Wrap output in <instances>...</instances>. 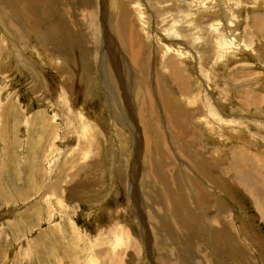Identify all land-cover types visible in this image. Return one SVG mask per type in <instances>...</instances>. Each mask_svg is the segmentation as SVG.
<instances>
[{
	"label": "rangeland",
	"instance_id": "1",
	"mask_svg": "<svg viewBox=\"0 0 264 264\" xmlns=\"http://www.w3.org/2000/svg\"><path fill=\"white\" fill-rule=\"evenodd\" d=\"M20 1L0 0V264H264V0H52V45L10 30Z\"/></svg>",
	"mask_w": 264,
	"mask_h": 264
},
{
	"label": "bare ground",
	"instance_id": "2",
	"mask_svg": "<svg viewBox=\"0 0 264 264\" xmlns=\"http://www.w3.org/2000/svg\"><path fill=\"white\" fill-rule=\"evenodd\" d=\"M25 1H27V0H21L20 1V3H19V5H18V7H16L15 5H13V7H14V9L16 10V12H18L19 14H21V15H23L24 16V19H23V21H25V24H23V23H21V24H18L17 22H16V20L14 21L12 18H9L8 19V24H9V28H10V30H12L13 32H16L17 34H19V36L21 37V39L23 40V37H25V35H24V32H23V30L21 29L22 27H23V25H24V27L28 30V31H32V29L36 32V35L37 36H41L42 37V39L46 42V41H52V42H50V45H52L53 44V42H55V41H58V40H61V33L62 32H59V29H58V27H57V25L56 24H53L52 22L50 23V24H48L47 23V25L50 27V30L52 31H50V35L53 33V36H51V38L50 39H47L48 37L45 35V34H43L38 28H37V26H38V24L39 23H41L42 24V22L43 21H54L53 20V18H52V14H51V10L49 9L50 8V6L51 7H53V8H55V10H57V9H59L58 7H56V5L54 4V2H52V0H47V1H45V2H42V3H40V1H42V0H31L32 1V3L35 5V6H38L39 8V12L40 13H42V11H43V14L42 15H40V13H38V11H37V14H35V12H31V11H29V9H28V6H26V3H25ZM52 2V3H51ZM112 2H115V1H112ZM1 4V3H0ZM2 5V4H1ZM124 6V5H123ZM2 7V6H1ZM3 8H5V6L3 7ZM69 8V7H68ZM50 10V11H49ZM130 10V9H129ZM215 11V10H214ZM58 12V11H57ZM62 12V11H61ZM65 12V11H64ZM64 12H63V15H59V19H61L60 20V22H57L58 24H62V22L61 21H63V23L65 22V21H68L67 20V18L69 17H65V14H64ZM68 12V11H67ZM70 12V11H69ZM18 14V15H19ZM121 14V13H120ZM216 14V13H215ZM237 14V13H236ZM12 15V14H11ZM37 15V16H36ZM42 16V18L40 17V16ZM124 16V24H125V26H127L126 25V21H128L129 20V18L126 20V18L125 17H127L126 15H123ZM132 17V16H131ZM258 21V20H257ZM69 22V21H68ZM121 23V22H120ZM119 23V24H120ZM63 25V24H62ZM89 25V24H88ZM258 25V24H257ZM29 26H30V28H32V29H30L29 28ZM41 26V25H40ZM47 26V27H48ZM117 26H118V24H117ZM120 27H122L121 25H119ZM20 28V30H19V28ZM76 27V26H75ZM119 27V28H120ZM234 27V26H233ZM42 29V28H41ZM65 29V28H64ZM121 29V28H120ZM119 29V30H120ZM43 30H45V29H43ZM42 30V31H43ZM123 30H125L124 28H123ZM127 30V29H126ZM261 30H262V28H261ZM45 31H47V29L45 30ZM48 31H49V28H48ZM66 31V30H65ZM263 32H264V30H262ZM121 32H123V31H121ZM49 33V32H48ZM232 34V33H231ZM47 35H49V34H47ZM64 35V34H63ZM32 36V35H31ZM69 36V35H68ZM238 37V36H237ZM76 38V37H75ZM220 37H218V40H221V42H222V39H219ZM221 38H223V37H221ZM122 39V42L121 43H126L127 45V48L126 49H128V54H129V52H130V56H131V59H132V62H133V64L134 63H136V62H138L139 61V52H140V48H141V42H140V38L138 37V35H137V33H136V30H134V29H131V32H127V31H125V37H122L121 38ZM36 40V39H35ZM41 41V40H40ZM59 42V41H58ZM65 42V41H64ZM219 42V41H218ZM52 43V44H51ZM224 43L226 44V47H227V45H228V43H227V41H225V39H224ZM223 43V44H224ZM36 45V44H35ZM222 45V44H221ZM225 46V45H224ZM39 47V46H38ZM227 51V50H226ZM231 51V50H230ZM38 55V54H37ZM51 56V55H50ZM226 57V56H225ZM51 59V58H50ZM144 60V59H143ZM169 61H172V60H170L169 59ZM49 62V61H48ZM144 62V61H143ZM46 63V62H45ZM174 63V62H173ZM48 64V63H47ZM173 65V64H172ZM175 66H176V64H174ZM135 66V65H134ZM169 66L172 68V72L170 73V75H169V80L170 81H173V83L174 82H180V74H179V70H178V65H177V67H174V66H171V64L169 63ZM151 71V70H150ZM61 74V73H60ZM66 77L67 76H65L64 77V74H63V76H61V81H62V83H64V84H66ZM138 83V82H137ZM180 85V84H179ZM140 87H141V85L140 86H138L137 87V85H136V89L139 91L140 90ZM180 88L181 89H183L184 88V86H182V85H180ZM57 90V89H56ZM136 90V91H137ZM136 93V92H135ZM140 93V92H139ZM137 97H138V92H137V95H136ZM256 96V95H255ZM178 99V98H177ZM257 99H258V97H254V99H251L252 101H254V102H256L257 101ZM259 100V99H258ZM121 102V101H120ZM152 111V110H151ZM124 114V113H123ZM140 118L141 119H143L144 121H146V115H147V113L144 111V109L141 107V109H140ZM185 117H183L182 115H180L179 116V122L181 123V124H184L185 126H188V124L186 123V116L187 115H184ZM124 117H127V115L125 114V116ZM122 118V117H121ZM210 118H212V115H211V117ZM216 118H217V116H216ZM119 119V121H118V126L119 127H121V128H125V129H127L126 128V125L125 124H123V123H121V119L120 118H118ZM171 120V119H170ZM173 121V120H172ZM215 120H212V123L214 122ZM213 125V124H212ZM212 127H214V126H212ZM189 128V127H188ZM191 129V128H190ZM193 130V129H192ZM177 131V130H176ZM126 138V137H125ZM126 139H122V141L124 142ZM121 142V141H120ZM122 143V142H121ZM136 145V144H135ZM159 146L160 147H163L164 145H162V144H160L159 143ZM159 147V148H160ZM164 147H166V146H164ZM122 148H123V146H122ZM162 150V149H161ZM161 150H159V151H161ZM167 150V149H166ZM149 151H151V147H150V149H149ZM165 152V151H164ZM164 152L162 153V152H160L161 153V156H162V159H163V161H162V165L163 164H165V163H170L171 161V156L170 155H165L164 154ZM138 153V152H137ZM147 157V156H146ZM145 158V157H144ZM161 158V157H160ZM159 158V159H160ZM147 159V158H146ZM158 162V161H157ZM173 163V162H172ZM170 165V164H169ZM206 165V164H205ZM164 166V165H163ZM174 165H172L171 167H173ZM153 167V166H152ZM170 169V168H169ZM174 169V168H173ZM172 169V170H173ZM164 171H165V169H164ZM167 171H169V170H167ZM167 171H166V173H167ZM175 173V172H174ZM210 175V174H209ZM168 176V175H167ZM158 177V176H157ZM210 182V181H209ZM198 185H196V187H197ZM146 199H147V197H146ZM157 199V198H156ZM149 203V206H152L154 209H155V212L158 214V215H161L160 214V210H161V207H160V205L162 204V203H159V202H157V200H150L149 199V197H148V200H147V204ZM174 207H175V205H174ZM173 207V205H172V203H171V205H170V207H169V209H171V210H173V211H175L176 209ZM178 217V216H177ZM179 217H181V216H179ZM182 219H180V221H181ZM191 226V225H190ZM183 227V226H182ZM191 230V229H190ZM239 248V247H238ZM229 256V255H228Z\"/></svg>",
	"mask_w": 264,
	"mask_h": 264
}]
</instances>
